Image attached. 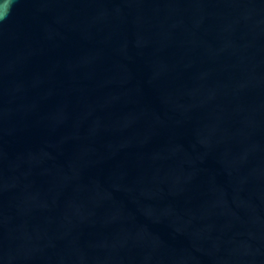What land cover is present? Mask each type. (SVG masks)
Segmentation results:
<instances>
[{"label": "water", "instance_id": "95a60500", "mask_svg": "<svg viewBox=\"0 0 264 264\" xmlns=\"http://www.w3.org/2000/svg\"><path fill=\"white\" fill-rule=\"evenodd\" d=\"M0 264H264V0H13Z\"/></svg>", "mask_w": 264, "mask_h": 264}, {"label": "clouds", "instance_id": "9594fccd", "mask_svg": "<svg viewBox=\"0 0 264 264\" xmlns=\"http://www.w3.org/2000/svg\"><path fill=\"white\" fill-rule=\"evenodd\" d=\"M12 3H13V0H0V4L7 5V7L4 8V11L0 13V20H3L6 17L7 12L10 11L11 9Z\"/></svg>", "mask_w": 264, "mask_h": 264}]
</instances>
